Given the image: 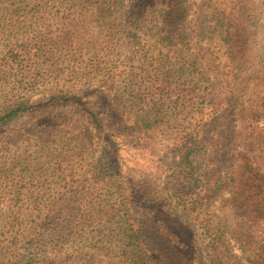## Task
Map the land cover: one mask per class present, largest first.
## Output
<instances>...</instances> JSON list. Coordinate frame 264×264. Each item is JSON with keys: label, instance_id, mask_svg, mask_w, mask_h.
<instances>
[{"label": "rangeland", "instance_id": "1", "mask_svg": "<svg viewBox=\"0 0 264 264\" xmlns=\"http://www.w3.org/2000/svg\"><path fill=\"white\" fill-rule=\"evenodd\" d=\"M257 96L264 0H0V264H253L213 238L264 236Z\"/></svg>", "mask_w": 264, "mask_h": 264}, {"label": "trees", "instance_id": "2", "mask_svg": "<svg viewBox=\"0 0 264 264\" xmlns=\"http://www.w3.org/2000/svg\"><path fill=\"white\" fill-rule=\"evenodd\" d=\"M234 99H232L229 103V106L233 107V108H236L235 105L237 104H240V102L238 101L240 99H237V95L236 96H233ZM258 100L257 101H260V105H264V98L260 97V96H257ZM29 106L23 102H17L15 103L14 105H12L11 107H1L0 108V132H3V131H6L8 130L9 128V123L12 121V120H15L16 118H18L20 115L26 113L28 110H29ZM234 111V109H232L231 111V115L228 117L226 116V122L223 124L224 125V128H223V137L226 139V137L230 138L231 140V135L234 136V134L237 133V126L238 125H234L237 121V119L235 120L234 118V114L232 113ZM99 123V122H98ZM231 125L232 126V130L231 131H228V134L226 135V130L228 128V126ZM206 132H207V136L210 138L209 134H210V128H206L205 129ZM252 134H254V132L251 131ZM207 136H205L204 138H206ZM207 138V139H209ZM191 141V140H190ZM191 144H195L194 142H192ZM211 147H212V144H210ZM226 147V144L224 146V148ZM222 150V156H228L226 151ZM217 152V150H216ZM188 155H190L188 153ZM223 161V164H216V167L214 168V172L218 175H221V170L224 169V168H227L228 166V163L229 161L227 159H222ZM220 162V160L218 161ZM231 167H234L236 165V162L230 164ZM220 166V167H218ZM220 171H219V169ZM235 168V167H234ZM233 168V169H234ZM206 172V175L208 173L207 170H205ZM229 173V172H228ZM253 177L254 178H258L260 181H262L264 178H260L258 177L257 173L256 174H253ZM201 182L205 183L207 182L208 183V180L206 178V176H201ZM221 179V178H219ZM217 179L216 181V184H215V191L216 189H218V187L220 186V183H222V180H219ZM252 184L255 185V182H251ZM199 185V182L196 181L195 182V186ZM194 185L191 183V186ZM264 184L262 185H259V186H256L258 189H261L260 186H263ZM206 186V185H205ZM248 186V185H247ZM254 187V186H253ZM247 192V190L245 191V193ZM215 196L214 195H210L208 197V200H207V203L209 202V200ZM264 201V197H263V200ZM249 206V204H247L246 202H243V207L246 208L247 210V207ZM257 208L260 207V205L258 204L256 206ZM231 209H234L231 208ZM262 211H264V209H262ZM256 214L257 213H262L261 211L258 212L257 210L254 211ZM247 213V211H246ZM220 216L222 217L219 218L217 220V224L215 225V222H214V238L213 240L215 241L214 243V247L215 249L218 251L219 249L222 250V248L218 247L219 244H220V241H218V234L220 233V224L223 225L226 224L228 225L231 229H233L234 231V235L236 237H239V241L240 243L245 247L244 250L249 253V260L253 263V264H264V236L261 234H258L257 231L254 232V226L251 225L249 223L248 220H244V221H239V218L238 216L236 215L235 212H230L229 214H226L224 212H221ZM234 222H237V223H234ZM219 227V228H218ZM253 227V229H252ZM258 227L262 228L264 230V223H262L261 225H259ZM211 234H213V232L211 231L210 232ZM217 247V248H216ZM222 254H219L218 255L221 257L222 259V262L221 264H244L242 262V260L237 256V255H232L231 252L229 251V249L225 248L221 251ZM137 258L133 261L134 264H143V259H141L139 256H136ZM232 258L235 259V262H233ZM157 262V258L155 257L154 258ZM151 260V259H150ZM150 264V263H149Z\"/></svg>", "mask_w": 264, "mask_h": 264}]
</instances>
